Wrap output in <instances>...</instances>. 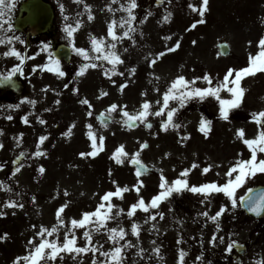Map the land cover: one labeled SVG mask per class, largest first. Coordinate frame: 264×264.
<instances>
[{"label":"rangeland","instance_id":"374dc122","mask_svg":"<svg viewBox=\"0 0 264 264\" xmlns=\"http://www.w3.org/2000/svg\"><path fill=\"white\" fill-rule=\"evenodd\" d=\"M47 1L54 9V28L50 33L35 35V44L31 45L25 40L26 34L12 28H0V38H20L11 44L6 42L0 45V73H8L14 65L20 63L15 55H4L12 47L26 56L22 64L23 72L19 73L15 96L0 94V142L4 145L0 148V163L4 164L0 169V181L4 182V185H0V211L6 213L0 216V236L7 233L6 238L0 239V264H12L17 256L24 255L28 250V240L39 231L40 225L50 228L57 223L56 211L62 204L67 203L63 217L66 222H70L73 217L79 219L82 212L94 210L106 191L115 190L113 180L119 181L121 186L131 187L136 184L135 169L127 161L120 165L110 158L121 143L126 145V150L130 153L139 149L143 141L149 144L141 153L143 162L152 168L150 175L140 177L144 186L139 195L146 201L159 191L161 173L158 169H162L163 175L171 182L179 176L182 169L190 168L196 162L199 166L192 169L188 176L190 184L199 185L210 181L224 183L229 167L238 159H249L251 156L248 147L237 137V129L244 128L247 137H254L258 125L250 122L249 115L264 109V71H257L242 78L241 86L246 90L243 101L240 107L232 110L228 121L219 117V103L212 96L203 101L190 100L176 113L175 119L180 128H170L167 132L160 129L159 117H149L153 123L151 129L144 124L136 129L127 128L120 122L119 110L112 114L113 123L107 128H102L96 117L97 113L114 102L127 105L129 112L138 110L145 98L153 101L155 107V101L162 102V93L177 75L183 74L192 79L208 73L215 85L223 80L229 69L247 67L250 54L258 53V42L264 38V0H209L208 10L202 18L204 22L197 24L195 28H191V25L200 20L201 16L189 5L199 7L202 0H164L163 5H152L150 8L145 7L147 0H137L139 7L134 10L137 17L135 43L128 38L119 42L117 48L124 63L118 69L124 75L117 74L111 79L103 75V66L89 68L83 76L76 77L82 58L74 52L70 63L62 62L63 71L67 73L64 77L40 67L33 71V67L47 63L48 52L41 51L43 44L52 46L63 42L71 45L65 25H75L78 20L81 21V26L74 33V42L91 52L90 37L107 36L113 17L119 20L127 16L123 10L114 13L109 11V6L119 9L120 3L125 0H116L115 3L113 0ZM6 4L19 6V1L6 0ZM85 4L91 6L90 13L94 16L91 20L88 19L89 10L85 9ZM147 12H151V15L140 24L139 21ZM169 12L171 16L164 20L163 17ZM4 21L7 20H0V24L3 25ZM116 30L123 31L119 27ZM169 36L171 39H166ZM177 40L180 41L178 49L167 52L154 66L150 64L152 57L149 53L155 55L165 51ZM222 40L228 41L232 48L229 57H222L218 52L217 43ZM100 63L103 65L105 62ZM133 67L135 73L130 75ZM153 73L159 77L158 80L153 77ZM112 79L116 84L111 82ZM125 81H128L127 86L121 92L119 85ZM65 84H68L67 88L64 87ZM197 86L207 85L199 80ZM73 88H78L79 92H74ZM155 88L160 91L156 92ZM101 90L108 95L100 97ZM145 91L147 97L142 95ZM221 96L227 98L230 93L224 90ZM24 97L35 100V105L24 100ZM84 97L94 105V115L91 118L86 114L87 105L79 102ZM56 100H60V103L56 104ZM17 104L20 105L19 108L9 107ZM172 106H175V102H172ZM28 113H31V123L24 124L21 118ZM9 116L12 119H8ZM37 116L46 120L47 124L41 125ZM202 116L212 122L211 131L207 135L199 131ZM73 123L75 127L71 134L63 136L62 133ZM88 123L98 128L99 134L106 139L103 141L104 149L97 156L81 158L80 152L91 151L86 127ZM43 134H50L43 145L47 154L34 157L32 153L36 150L38 137ZM182 136L186 137L183 142ZM22 152L26 154L23 167L12 176L11 160ZM258 159H264L262 153H258ZM209 164L213 167L204 174L202 170ZM40 165L44 166V173L38 171ZM109 169L112 171L111 176ZM258 184H264V173L248 178L237 190L238 203L239 197L248 188ZM6 186H10L12 191H7ZM65 190L68 192L67 196L64 194ZM33 196L36 198L35 202L32 200ZM138 198L133 190L126 192L123 200L114 198L112 201L116 205L112 210L113 215L118 208H123L125 212L110 220L108 226H123L128 231L125 239L130 240L133 245L126 250L123 264H177L178 250L181 248L187 253L183 264H201L197 257L202 240L205 241L203 264L205 261L225 263L226 259L219 258L218 252L225 251L232 240H249L257 249L264 247V219L248 217L240 206L233 208L230 199L223 193H214L210 197V204H202L204 196L199 193L189 190L174 193L160 204L159 209L152 210L162 212L163 219L157 216L155 221L147 223L145 221L150 213L138 210L132 217L127 215L129 206L137 202ZM10 199L23 203L24 207H5ZM225 204L229 207L219 219L220 229L217 232L216 222L199 214L205 210L214 214ZM133 221L141 226L139 237L131 231ZM153 223L156 224V229L150 231ZM32 225L37 227L33 228ZM83 232L84 229H77V243L80 246L86 243ZM64 233L65 229L61 228L60 241L64 240ZM214 233L217 234L215 244L212 243ZM181 237L182 241L178 243ZM52 238H55V234ZM97 241L103 246L101 251L113 247L106 232L94 233L93 242ZM156 247L160 248L159 256L153 251ZM139 248L144 249L143 255L137 254ZM61 256L62 258L58 256L55 261L47 264H93L94 254L91 251L81 254L65 252ZM259 256L258 250H250L243 258L244 264H257L264 259V255L262 258ZM95 257L103 259L99 252Z\"/></svg>","mask_w":264,"mask_h":264},{"label":"snow or ice","instance_id":"6c2138e0","mask_svg":"<svg viewBox=\"0 0 264 264\" xmlns=\"http://www.w3.org/2000/svg\"><path fill=\"white\" fill-rule=\"evenodd\" d=\"M116 0H113L115 3ZM163 0H156L157 4L162 3ZM209 0H202V4L197 7L195 4H190L189 7L193 11L199 12L201 16L200 20H196L191 28H195L197 24L203 23L202 19L204 13L208 10ZM14 4H6V0H0V20L3 19L5 15V8H12ZM63 7V6H61ZM90 5L85 4V9L89 10L88 19L91 20L94 16L90 13ZM139 7L137 0H125V2L120 3L119 9H113L109 6V11L116 12L119 10H123L127 13L126 17H121L117 20L115 17L110 21L108 26V35L105 37H96L92 35L90 37V45L91 52L88 48L79 47L74 42V33L81 26V21H77L75 25L66 24L65 32L67 37L72 41L71 48L75 54L82 58V63L79 65L78 70L76 71V77L83 76L89 68H98L103 66L104 71L103 75L109 79L112 76L120 75L123 76V72H119L118 66L124 63L123 57L118 51L117 45L124 38H128L135 43L134 34L137 31L136 26V14L134 10ZM151 15V12H147L145 17L139 21L140 24H143L148 16ZM171 16V13H167L163 19L168 20ZM67 19V17H66ZM9 28H11V23H9ZM3 25L0 24V28ZM123 29L122 32H117V28ZM20 39L16 36H9L0 38V45L5 44L6 42L11 44L12 41ZM166 39H171V37H167ZM195 43V41H193ZM251 43V42H249ZM180 47V41L177 40L176 43L169 48H166L165 51L156 53L153 55L149 53V56L152 57L150 60V64L152 66L155 65L158 59L162 58L167 52L175 51ZM223 47V45H222ZM259 51L255 55L250 54V61L247 67L235 70L229 69L225 74L222 81H218L215 85L213 84L211 74L206 73L202 77H193L192 79H188L183 74L177 75L171 82L168 84L167 89L162 93V102L161 100L155 101V107L153 101L145 98L139 109L134 112H129L127 110V105H119L117 103H111L108 105L103 111H101L98 115V119L100 121V125L102 128H107L108 123L113 119L112 114L117 110L120 111V122L131 129L134 127H138L140 124H144L147 128L151 129L153 127L152 121L149 117H159L160 118V129L164 132H167L170 128L179 129L180 124L176 122V113L180 108L184 107L190 100L199 99L203 101L205 98L212 96L219 103V117L225 121L230 119V114L233 109L240 107L243 101V97L245 94V89L241 86V80L244 76L255 74L257 71H264V38H261L258 42ZM41 51H47V63L43 65H36L33 67V71L36 70L37 67L42 69H47L53 73L58 74L60 77H64L67 75L62 68V59L59 54H57L50 44H43ZM127 51V49H125ZM94 53V55L92 54ZM4 55H15L19 58L20 63L14 65L13 69L8 72L7 76L3 77V80H0V83H3L5 80H10L11 77L16 73H22L23 68L22 64L26 59V56L22 54L20 51L11 48L10 52H5ZM101 61L105 62L103 65L100 63ZM135 73V67L130 69L129 74L132 75ZM2 75V74H0ZM153 77L158 80L159 77L155 76L153 73ZM75 79V77H74ZM203 80L207 86L198 87L197 81ZM113 84H116V81L112 79ZM128 81H125L123 84L119 85V89L123 92L124 88L127 86ZM65 88L68 87V84L64 85ZM156 92H159V88L154 89ZM226 90L230 93V96L225 98L221 96V92ZM74 92H79L78 88H73ZM108 93L101 90L100 97L107 96ZM144 97H147V92L142 93ZM99 98V97H98ZM24 100H28V102L32 105H35V100H29L28 97H24ZM83 105H87V116L89 118L94 115V105L87 99V97L82 98L79 101ZM172 102H175V106H172ZM56 104L60 103V100L55 101ZM19 104L17 105H9V107L19 108ZM46 111H50V109H45ZM31 113L25 114L21 119L24 124H30L29 116ZM8 119H12L11 116L7 117ZM37 120L41 125H46L47 121L37 116ZM250 122H255L258 125L257 134L254 137H247L246 131L244 128L237 129L236 135L238 138L242 140V142L248 147L251 152V156L249 159H238L234 164H232L228 171L225 173L227 177L224 183H219L218 181H210L205 182L203 184L195 185L190 184L188 176L192 169L197 168L199 165L196 162H193L190 168L182 169L179 176L174 180L169 182L167 177L163 175V170L158 169L161 173L159 191L150 198V200L146 201L142 195H139L141 192V188L144 186V181L140 179V177L149 171V166L143 162L141 159V153L144 149L149 147L147 141H143L140 143L139 149L135 152L130 153L126 150V145L121 143L119 144L111 155V159H113L117 164L123 165L126 161L134 166V174L137 177L136 184L129 187L128 185H123L119 183L117 180H113L112 183L115 187V190L106 191L100 200V203L96 206V208L92 211H84L81 214L79 219L73 217L70 222H66L63 213L65 208L67 207V203L62 204L56 211V220L57 223L53 226L46 227L44 225L39 226V231L31 237L27 244L28 250L24 255L17 256L12 264H42V262H51L55 261L58 256H61L62 253H87L91 251L94 254L93 264H123L125 259L126 250L130 247H133L132 242L130 240H126V236L128 235V231L123 226L118 227H109L108 222L110 220L115 219L124 214L125 210L123 208H118L113 215L112 210L116 208V205L113 204V199L117 198L120 200L124 199V194L129 191H135L138 194L137 202L131 204L127 211V215L132 217L136 214L138 210L144 211L146 213H150L148 216V220L145 221H155L157 216L160 219H163L164 214L159 211H152L154 209H159L160 204L173 196L174 193H180L184 190H189L192 193H199L204 196V199L201 200L202 204L209 203L210 197L214 193H223L225 194L231 201V206L233 208L240 206L241 204L250 212L255 213L257 215L264 213V189L260 191L258 196L252 195L255 191L252 188L248 189V194L245 196L239 197V203L236 196L237 190L242 187L248 178L254 177L257 173H264V159H258V153H264V109L259 112H252L249 115ZM211 120L202 116L201 122L199 124V131L207 135L211 131ZM75 127V123L70 125L67 131L62 133L63 136H69L71 134L72 128ZM87 127V136L90 140V148L91 151L88 152H80L79 156L81 158L95 157L99 154L100 151L104 149L103 141L106 137L99 134V129L96 128L92 123H88ZM2 132V130H0ZM159 133H156L158 135ZM48 135L43 134L38 137V142L36 145V150L32 153L34 157L45 156L46 150L43 148L45 141L48 139ZM190 135V134H189ZM23 136V133L20 134V137ZM186 137H181V142ZM4 145L0 142V148H3ZM21 156H24L25 153H20ZM167 155V154H166ZM4 167L3 163H0V169ZM22 164L18 162V166L15 168L13 175L16 172H19ZM154 168L155 165H152ZM213 165L209 164L203 168L202 172L207 174ZM38 171L40 173L45 172V168L43 165L39 166ZM112 171L109 169V175L111 176ZM0 185H4L3 181H0ZM7 191H12L10 186H6ZM66 196L68 195L67 190L64 193ZM35 196L32 197L33 202H35ZM5 207H15V208H23V203H17L16 200L10 199L8 200ZM228 205H221L218 211L214 214H210L209 211L205 210L199 215L206 217L207 219L216 222L217 232L220 229L219 219L220 217L228 210ZM6 215L5 212L0 211V216ZM183 223V221H180ZM33 228H36V225H32ZM64 228V240H59V232L60 229ZM84 229L83 237L86 243L83 246L78 245V236L77 229ZM156 229V224H152V228L150 231ZM141 230L140 224L133 221L131 226V231L133 235L139 237ZM106 232L108 235V239L112 242L113 247L109 248L106 251H101L102 245L99 242H93V234L99 232ZM55 234V238H52ZM7 233L4 236H0V239L6 238ZM217 238V234H213L212 243L215 244ZM37 239L39 242L37 243ZM222 240L223 237H220ZM123 241V243H121ZM182 241L178 240V243ZM242 247L237 240H232L227 248L226 252L231 253L233 248ZM153 251L159 256L160 248L156 247ZM99 252L100 256L103 257L102 260L96 259L95 254ZM144 249L139 248L138 255H143ZM187 253L181 248L178 250V262L177 264H183L184 257ZM203 254L197 257V260H202ZM257 264H264V259L257 262Z\"/></svg>","mask_w":264,"mask_h":264},{"label":"water","instance_id":"95a60500","mask_svg":"<svg viewBox=\"0 0 264 264\" xmlns=\"http://www.w3.org/2000/svg\"><path fill=\"white\" fill-rule=\"evenodd\" d=\"M163 3V2H162ZM161 4V3H160ZM23 8L27 11V15L23 18L18 20L17 27H24L25 25L31 24L32 26L39 28L40 30H45L51 23V20L53 18V12L50 8V6L46 3H44L41 0H29L27 1ZM223 45V47H222ZM220 54L223 56H228L231 53L230 46L227 42H220L218 44ZM57 54L61 56V58L65 59L66 61H69L71 58V48L65 44H61L57 47L56 50H54ZM112 120L109 122L111 123ZM108 123V124H109ZM136 128V127H134ZM150 173L147 171L143 175H148ZM255 191L252 193L254 196H258L260 194V191L264 189V186H258L256 188H252ZM248 194V193H247ZM242 205V204H241ZM243 209L246 211V213L256 217L261 218L264 216V213H261L259 215L252 213L248 211L243 205Z\"/></svg>","mask_w":264,"mask_h":264},{"label":"flooded vegetation","instance_id":"af4514ba","mask_svg":"<svg viewBox=\"0 0 264 264\" xmlns=\"http://www.w3.org/2000/svg\"><path fill=\"white\" fill-rule=\"evenodd\" d=\"M148 3H150L151 0H147ZM151 5L148 4L147 7H150ZM23 15L22 11H18L17 10V7L14 6L12 8H5V15H4V19H6L7 21H4L3 22V27L2 29H7L9 28V26H6L5 24H9L11 23L10 20H13L15 17H21ZM11 28L13 30H15L16 28H14L12 26V23H11ZM17 32H23V33H34L36 32L35 30H33L31 27H26L22 30H16ZM9 86V82L7 83H0V94H4V93H10V91H5L2 89V87L4 86ZM247 248H252L254 249L255 247L251 245V241H249L247 244H245ZM200 247H201V250L199 251V256H201V254H203V240L200 241ZM261 253V256L263 255V251H260ZM220 255L222 256H226L227 257V260L225 263H221L220 261L217 262V264H243V260L238 257L234 251H232L231 253H228V252H224L223 250H221L219 252ZM200 263L203 264V259L200 260Z\"/></svg>","mask_w":264,"mask_h":264}]
</instances>
